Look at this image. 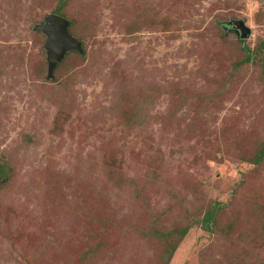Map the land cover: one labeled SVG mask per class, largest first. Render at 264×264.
<instances>
[{
  "label": "rangeland",
  "instance_id": "374dc122",
  "mask_svg": "<svg viewBox=\"0 0 264 264\" xmlns=\"http://www.w3.org/2000/svg\"><path fill=\"white\" fill-rule=\"evenodd\" d=\"M61 2L0 0V264H264V0H65L48 77Z\"/></svg>",
  "mask_w": 264,
  "mask_h": 264
},
{
  "label": "water",
  "instance_id": "95a60500",
  "mask_svg": "<svg viewBox=\"0 0 264 264\" xmlns=\"http://www.w3.org/2000/svg\"><path fill=\"white\" fill-rule=\"evenodd\" d=\"M68 27L69 22L56 14H48L42 23L34 25L33 29L45 36L48 77L52 76L56 64L61 62L68 51L82 53L81 42L69 33ZM233 29L242 40L250 34L249 28L242 21L235 22Z\"/></svg>",
  "mask_w": 264,
  "mask_h": 264
},
{
  "label": "trees",
  "instance_id": "16d2710c",
  "mask_svg": "<svg viewBox=\"0 0 264 264\" xmlns=\"http://www.w3.org/2000/svg\"><path fill=\"white\" fill-rule=\"evenodd\" d=\"M61 1H62V2H61L60 4H58L52 12H53L54 14H56V15H59V16L63 17L64 15H63V13H62V9H63V5L65 4V0H61ZM63 18H64V17H63ZM232 24H233V23H232ZM225 25H226V24L223 25V26L225 27V29H229V27H232V26H225ZM70 26H72V22H70ZM70 26L68 27V31H69V33H70L73 37H75L74 34H73V33L71 32V30H70ZM232 28H233V27H232ZM129 33H130V32H129ZM76 39L78 40L77 37H76ZM240 40H242V39H240ZM78 41H79V40H78ZM80 42H81V41H80ZM81 50H82V53H78V52H76V51H72V52H68V53L66 54V56L69 55V54H71V53H76L77 55L83 57V56H84L83 53H85V49H84L83 44H81ZM249 54H250V53H249ZM250 55H251V54H250ZM249 59H250V57L248 56L247 60H249ZM58 66H59V64H56L55 68L58 67ZM262 72H263V74H264V66H262ZM263 155H264V143H263L261 149L258 151V154L256 155V158H255V161L259 162V161L262 159ZM5 176H6V172H0V182L5 180ZM218 208H219V204H218V203H214L213 206H212V208H210L209 210H207V211L205 212V214L203 215V217L200 219L199 223H200L201 227H203L204 230H206V231H210V230H211V226H212L213 223H214V220H215V214H216V212L218 211ZM188 230H189L188 227H184V228H182V229L176 231L177 234H178V235H177V237H178V238H177V241H179L180 239H182V238L187 234ZM175 245H176V244H175ZM175 245L173 244V246H171V247L169 248V250L167 251V254H166V255H167V259H170V256H171V255L173 254V252L175 251V249H176ZM168 261H169V260H168ZM168 261H167L165 264H167Z\"/></svg>",
  "mask_w": 264,
  "mask_h": 264
}]
</instances>
